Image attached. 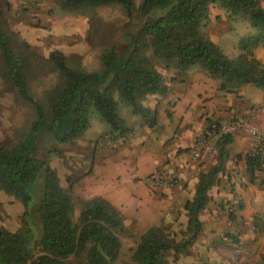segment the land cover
Wrapping results in <instances>:
<instances>
[{"label":"trees","instance_id":"obj_1","mask_svg":"<svg viewBox=\"0 0 264 264\" xmlns=\"http://www.w3.org/2000/svg\"><path fill=\"white\" fill-rule=\"evenodd\" d=\"M57 4L66 13L117 5L128 19L125 27H130L136 13L142 21L128 34L129 51L118 55L111 48L101 55L100 72L70 69L61 53L51 52L47 60L58 77L45 95V108L27 91L29 59L12 51L9 38L0 28L1 76L35 115L27 132L11 148L0 147V191L12 196L24 210L36 202L30 208L39 232L32 242L31 231L26 228L17 233L0 228V264H69L70 259L75 264H114L118 260L119 236L125 233L120 216L104 201L92 199L80 203L73 222L69 194L60 187L56 171L37 158L36 145L43 135L60 145L81 137L88 129L90 108L111 133L125 134L128 129L117 115L114 94L144 126L156 127V113L142 106L141 100L152 95L163 97L167 89L160 74L140 59L143 52L149 51L165 68L180 72L197 66L226 94L244 85L264 90V66L252 54L256 47L264 45L260 0H143L137 8L132 0H57ZM210 4L218 5L229 18L244 17L254 30L238 41L234 59H228L201 31ZM166 117L170 118L167 113ZM229 143L230 135L217 140L215 164L199 174L193 197L183 206L187 213L185 237L173 242L163 227H150L137 239L130 257L133 264H166L167 251L180 254L193 245L201 232L198 215L208 201V191L223 171ZM234 159L243 160L248 184L256 183V174L262 170L260 158L244 154ZM240 209L241 205L233 210L228 205L227 220H237Z\"/></svg>","mask_w":264,"mask_h":264},{"label":"rangeland","instance_id":"obj_2","mask_svg":"<svg viewBox=\"0 0 264 264\" xmlns=\"http://www.w3.org/2000/svg\"><path fill=\"white\" fill-rule=\"evenodd\" d=\"M142 1L132 0L135 8ZM260 5L264 10V0H260ZM0 7V28L9 38L12 51L24 54L29 59L25 75L28 94L43 108H45V95L55 86L58 77L55 68L47 60L51 52L61 53L70 69L85 73L100 72L102 70L101 55L111 48H115L118 55L129 51L131 39L128 38V34H132L135 27L142 21V18L136 13L130 21V27H125L128 19L124 11L117 5L83 9L77 13L62 11L58 7L57 0H0ZM206 16L201 28L203 35L228 59H234L237 55L238 41L252 35L254 30L244 17L229 18L224 10L216 4L208 5ZM140 59L159 73L165 87L170 88L171 97H169L170 101L165 109V113L169 115L170 112L168 111L172 108V103L176 98L175 92L178 91L175 88L176 82L179 81L180 74H184L186 71L180 72L173 68H165L159 60L151 56L149 51L143 52ZM193 69L199 71L202 76L208 77L197 66L187 71ZM114 99L117 103V115L124 122L128 132H134L138 135L143 129L142 122L115 94ZM163 99L166 98L148 96L141 100V104L150 109L153 106L161 108ZM34 118L32 108L17 98L11 84L1 76L0 70V147L11 148L27 132L28 126ZM158 121L161 120L158 119ZM208 134L209 131L197 137L196 147L191 152V155L195 152L199 154L197 158H193L194 160L197 159L196 162L199 161L201 154H204L206 159L216 155L217 141L211 145L210 151L206 153L197 145L202 140L206 141ZM91 139L96 142L98 140L104 142L103 148H110L109 150L126 142L123 135L111 133L96 111L90 108L88 111V129L81 137L69 144L60 145L56 144L49 135H43L36 145L37 158L46 161L56 171L60 187L69 194L73 209L71 216L73 222L76 221L80 211V203L83 202L74 191L73 186L74 183L83 178L86 170L90 167L89 156L91 155V148H94V143L93 146L90 144L88 147L85 142ZM87 148L89 149L87 150ZM204 161H200L196 168L204 167L208 171L212 165L210 163L205 164ZM92 167L94 171L92 180H94L98 172L104 168V164L100 159L98 162L95 161ZM199 172L202 173L203 171L199 170ZM199 172L197 174H200ZM155 173H163L166 182L169 179L175 180L173 187L165 186L166 188H174L179 184L178 179L167 176L164 171ZM220 181L221 177L217 176L216 182ZM245 181L247 185H254L258 189L264 190V184L259 183V181L264 182V177L258 178L254 184H248L245 175ZM37 190L38 187L34 186V191ZM239 202L236 201L233 204L227 200L219 201L213 211L216 217L212 216L210 207L205 208L209 217L212 216L217 221L212 222L208 219V215H202L201 232L191 246L193 251H190L191 254H194L198 264H207L209 261L212 264H264V260L261 259L264 256V247L260 243L264 237V208L261 214H255L249 220H243L237 211V216L235 215L237 220L228 221V205H231L233 210L234 207L240 205ZM35 203L33 201L28 209L24 210L12 196L0 191V228L15 233L26 228L31 231L30 235L33 242L39 233L35 222H33L34 216L31 211ZM164 230L169 239L176 242L177 234L174 235L173 233L172 235L166 228ZM119 240L122 241L121 249L118 260L114 264H133L130 257L136 243L129 239L126 231L123 236H119ZM244 248H249V251L244 252ZM244 254L247 258L245 257L242 262L240 259ZM33 256H36L35 252ZM167 258L166 253L165 262ZM69 264H75V262L70 259Z\"/></svg>","mask_w":264,"mask_h":264},{"label":"crops","instance_id":"obj_3","mask_svg":"<svg viewBox=\"0 0 264 264\" xmlns=\"http://www.w3.org/2000/svg\"><path fill=\"white\" fill-rule=\"evenodd\" d=\"M252 54L264 66V45L256 47ZM200 75L195 69L180 74V79L175 85L178 89L175 92L176 98L168 111L170 118H167L165 113L171 97L169 87L163 96L166 99H163L162 107L148 108L156 113V127L149 129L143 125L138 135L126 132L123 134L126 138L125 144L115 146L112 150L103 148L104 142L99 140L96 142L91 139L85 142L88 147L94 143L89 156L90 167L86 170L89 174L85 172L83 178L74 183V191L82 201H104L120 216L124 231L135 243L153 226H161L172 235L177 234L176 242L185 237L187 213L183 206L193 197L199 170L206 172L204 167L196 168L200 161L206 159L205 155L201 154L196 162L197 159L193 158H197L199 154L195 152L191 155V152L197 137L207 132L208 124H224L230 118L243 117L264 132V90L244 85L235 93L226 94L218 90L217 82ZM251 142V139L241 132L230 135V143L225 147V168L218 175L221 181L215 182L208 191V201L198 215L200 223L202 215H208L205 212L207 206L210 207L212 216L216 217L213 211L221 200L233 204L240 201L239 215L243 220H249L255 214L262 213L264 190L246 184L243 160L234 159L236 155L244 156ZM100 159L104 168L92 180V166ZM260 160L262 170L256 176L263 178L264 152ZM204 162L214 165L216 155L210 156ZM157 171H164L167 176L178 179L179 184L174 188L163 187L159 191L150 189L149 178ZM212 216L208 215V219L217 221ZM260 243L264 247V237ZM243 250L247 252L249 248ZM190 251H193V247L180 254L167 251L166 264H198ZM245 257L246 254L240 261L243 262Z\"/></svg>","mask_w":264,"mask_h":264},{"label":"built area","instance_id":"obj_4","mask_svg":"<svg viewBox=\"0 0 264 264\" xmlns=\"http://www.w3.org/2000/svg\"><path fill=\"white\" fill-rule=\"evenodd\" d=\"M235 132H241L247 135L252 141L245 155H248L249 157L260 158L261 154L264 152V132L260 131L256 126L251 124L246 118L243 117L230 118L224 124H212L210 126L207 140H202L197 145L200 146V149H202L204 153L209 152L211 145L220 137L232 135ZM164 176L165 175L163 173L152 174L149 178L150 188L152 190H158L165 186L173 187L175 180L171 181V179H169L168 182H166Z\"/></svg>","mask_w":264,"mask_h":264}]
</instances>
